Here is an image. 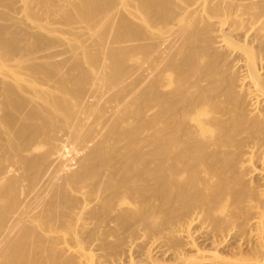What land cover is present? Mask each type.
Masks as SVG:
<instances>
[{
  "label": "bare ground",
  "instance_id": "1",
  "mask_svg": "<svg viewBox=\"0 0 264 264\" xmlns=\"http://www.w3.org/2000/svg\"><path fill=\"white\" fill-rule=\"evenodd\" d=\"M263 163L264 0H0V264H223Z\"/></svg>",
  "mask_w": 264,
  "mask_h": 264
},
{
  "label": "rangeland",
  "instance_id": "2",
  "mask_svg": "<svg viewBox=\"0 0 264 264\" xmlns=\"http://www.w3.org/2000/svg\"><path fill=\"white\" fill-rule=\"evenodd\" d=\"M262 167H264V163H263ZM259 234H260L259 237L261 239L258 238L255 242L252 241V242H249V244H245V245H244V243H242L240 245L238 244V246H237L236 244H234V242L232 243V240L229 241V243L227 245L228 246L230 245V248L227 251H224V249H222L223 246L219 247V246L215 245V246H213L211 248L208 246L209 248L206 247L203 250L204 253L202 252V255L205 254L204 257H206V258H214L215 256L216 257L219 256L220 261L223 264H229V263H232V264H251L252 262H257V261L260 264H264V223H263V228L260 230ZM254 247H255V249H254ZM232 249L234 250V252H233ZM236 249L240 250L238 252V254L240 253V255H238L236 253L237 252ZM254 250H259L260 251V254H259V256H257V258H256V256L253 255ZM211 251L214 252V253H212ZM87 252H88L87 255L85 254L86 256L84 255L83 259H82V261L84 260L83 263L85 262L84 264H106L107 263V262H105V259H103V258L101 259V256L99 255V252H96V250H94L93 248H91V250L90 251L88 250ZM207 252H208V254H207ZM242 253H244L245 255L242 254ZM107 264H109V263H107Z\"/></svg>",
  "mask_w": 264,
  "mask_h": 264
}]
</instances>
